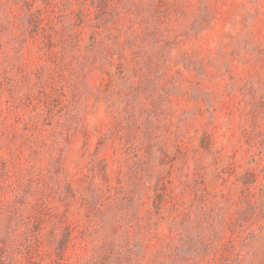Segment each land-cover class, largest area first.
Returning <instances> with one entry per match:
<instances>
[{"label":"rangeland","instance_id":"rangeland-1","mask_svg":"<svg viewBox=\"0 0 264 264\" xmlns=\"http://www.w3.org/2000/svg\"><path fill=\"white\" fill-rule=\"evenodd\" d=\"M0 264H264V0H0Z\"/></svg>","mask_w":264,"mask_h":264}]
</instances>
